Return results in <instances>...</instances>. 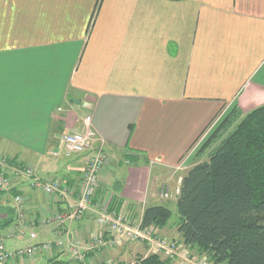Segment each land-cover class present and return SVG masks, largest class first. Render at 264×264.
Here are the masks:
<instances>
[{
    "label": "crops",
    "instance_id": "crops-1",
    "mask_svg": "<svg viewBox=\"0 0 264 264\" xmlns=\"http://www.w3.org/2000/svg\"><path fill=\"white\" fill-rule=\"evenodd\" d=\"M232 104L243 112L264 104V0H0V172L9 179L0 190V235L7 249L75 239L98 262H126L129 246L146 255L140 242L95 245L105 234L97 206L141 218L145 206L176 203L177 192L163 199L161 188L183 172L173 169L184 166V175L196 164L192 147ZM74 130L91 134L89 149L54 155L60 134ZM100 147L108 161L81 218L70 217L77 191L46 195L15 173L30 167L77 190L82 162ZM56 213L63 219L49 221ZM153 232L181 240L176 228ZM67 252L53 246L3 264H74Z\"/></svg>",
    "mask_w": 264,
    "mask_h": 264
},
{
    "label": "trees",
    "instance_id": "trees-1",
    "mask_svg": "<svg viewBox=\"0 0 264 264\" xmlns=\"http://www.w3.org/2000/svg\"><path fill=\"white\" fill-rule=\"evenodd\" d=\"M240 115L227 117L221 128L227 133L207 160L186 171L176 196L177 233L213 264H264V104L229 129ZM171 216L166 205L145 206L141 227L162 229ZM134 264L172 262L151 253Z\"/></svg>",
    "mask_w": 264,
    "mask_h": 264
},
{
    "label": "built area",
    "instance_id": "built-area-1",
    "mask_svg": "<svg viewBox=\"0 0 264 264\" xmlns=\"http://www.w3.org/2000/svg\"><path fill=\"white\" fill-rule=\"evenodd\" d=\"M90 117L84 119L85 124H88ZM91 134L89 132L67 131L62 132L59 136L61 142V151L66 158H72L75 155L85 153L90 147ZM58 152V151H57ZM54 151V155H57ZM108 157L100 147L90 156H88L81 166V181L78 189L52 179H42L34 174L30 167H16L15 173L25 175L31 181V184L36 189L41 190L46 195H61L62 197L73 196L77 191V197L73 204H69L71 208L70 217L77 219L81 218L84 212L90 207L95 196L96 189L100 180L101 172L104 169ZM9 185V179L0 175V190L6 189ZM178 194V189H177ZM170 193L168 188L162 187L160 191L161 198H168ZM15 201L21 204L20 196L15 197ZM63 215L56 213L49 218V221H61ZM96 222L104 229L98 236L92 240L95 245L114 247L122 245L125 242L145 241L149 252L157 254L166 260H170L173 264H211L205 257L194 258L190 253V248L179 239H166L156 236L152 227H141V218L136 217L131 211L116 212L109 205L97 206ZM13 232V231H12ZM29 236L34 239L35 233H29ZM67 246L68 254L74 264H126L120 263L111 258L103 262L95 261L86 251L91 250V247L82 249V241L69 239V241L56 240L54 242L32 243L30 245L19 247L14 250H8L3 236L0 235V264L6 263L9 259L12 261L14 257L24 258L30 257L40 251H50L53 246L63 248ZM133 264V263H130Z\"/></svg>",
    "mask_w": 264,
    "mask_h": 264
},
{
    "label": "rangeland",
    "instance_id": "rangeland-1",
    "mask_svg": "<svg viewBox=\"0 0 264 264\" xmlns=\"http://www.w3.org/2000/svg\"><path fill=\"white\" fill-rule=\"evenodd\" d=\"M235 110H239V112L241 113L240 118L234 122V124H232V127L229 129H233L234 125L237 124V122H239V120L247 113V112H243L241 110V108L239 106L236 105H230V106H223L218 115L216 116V118L214 119V121L212 122V124L209 126L208 130H206L198 139V141L195 143V145L192 147V150L190 151V157L192 159V164L193 163H198V162H202L208 159V155L210 153V151L214 148V146L220 141V139L227 133V131H223L221 128L223 127L224 121H226L227 117H229V115L231 116ZM61 142H59L58 144V148L55 150L57 153L62 152L61 150ZM188 155V156H189ZM185 167L183 166L182 168H178L177 169H173L174 172L176 171H183L180 175H176L174 177H171V179L169 180V182L167 184H165L168 188V191L170 193V196L173 197L176 194V190L178 188V186L180 185L179 180H181L180 178H182L183 173L185 172ZM0 175L1 172H0ZM165 183V182H164ZM9 187V185L7 186V188ZM4 190V189H1ZM164 205L168 206L171 210H172V216L170 221L168 222L166 228L170 230V232L174 231V229L176 228L178 222H179V216L177 214V210H176V203L174 202V200L172 199H166L165 202L163 203ZM136 213V212H135ZM137 214V213H136ZM136 216V215H135ZM176 239V238H174ZM142 243L143 247L147 250L146 255L145 253H138L137 250H135L134 246H129L127 247V249H129L128 251V255H129V260H126V262H121L120 260H118V258H112V260H115L117 262L120 263H126V264H130L135 262L137 257H141V256H147L148 254H151V251L149 252V248L148 246L145 244V241L141 242V241H137ZM127 243V242H126ZM146 246H144V244ZM123 245V243H122ZM126 246V245H124ZM126 248V247H125ZM137 251V252H136ZM190 253L192 256H194V258H198V257H205L208 259V257L206 255L203 254H199L195 249H190ZM26 258V257H24ZM22 258V259H24ZM161 259L165 260V258L161 257ZM21 259V260H22ZM208 262H210L211 264H213L209 259ZM3 264V263H1ZM173 264V262H172ZM176 264V263H175ZM179 264V263H177Z\"/></svg>",
    "mask_w": 264,
    "mask_h": 264
}]
</instances>
